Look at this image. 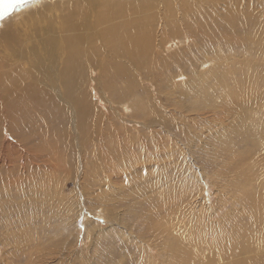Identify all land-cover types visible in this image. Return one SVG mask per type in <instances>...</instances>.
I'll use <instances>...</instances> for the list:
<instances>
[{
	"label": "rangeland",
	"instance_id": "rangeland-1",
	"mask_svg": "<svg viewBox=\"0 0 264 264\" xmlns=\"http://www.w3.org/2000/svg\"><path fill=\"white\" fill-rule=\"evenodd\" d=\"M65 1L41 2L48 12L38 24L30 12L14 16L16 41L43 45L48 20L56 29L74 22ZM101 1L86 2L81 21L107 10ZM185 36H165L172 47L156 50L184 58L180 66L94 74L78 104L55 108L33 140L0 141V264H253V247L264 260V55L241 63L250 91L215 94L217 103L194 111L217 69L199 66L213 49Z\"/></svg>",
	"mask_w": 264,
	"mask_h": 264
},
{
	"label": "bare ground",
	"instance_id": "bare-ground-1",
	"mask_svg": "<svg viewBox=\"0 0 264 264\" xmlns=\"http://www.w3.org/2000/svg\"><path fill=\"white\" fill-rule=\"evenodd\" d=\"M43 1L28 4L19 13H12L0 21V45L4 46V50H0L3 53L0 56L1 147L5 142L7 146H20L37 135L38 126L49 127L52 111L62 107L66 100L77 101L79 86L94 74L111 73L120 78V74L145 75L172 65L180 66L184 58L177 59L171 54L173 61H170L157 54L156 50L163 44L167 51L172 47L165 43V36L176 39V36L186 34V39L188 36L196 38L199 46L211 48L215 54L199 64L205 65L204 70L214 66L217 81L205 85L199 102L189 105L194 111L211 102L217 103L215 94L221 93L225 99L250 91L255 80L252 71L243 69L241 63L264 55V0H102L100 3L109 2L106 4L109 7L91 11L92 22L81 21L78 16L90 0L65 1L62 5L76 14L74 22L63 21V27L56 29L48 20V25H42L48 33L43 45H37V41L29 36L18 43L15 37L18 34L10 27L20 21L17 17L22 13L35 14L33 23L38 24L48 12L40 7ZM15 30L25 32L16 26ZM177 42L181 44L182 40L177 39ZM41 51L46 53L45 59H35ZM33 60L36 62L30 68L25 66ZM187 64L194 82H199L204 72H197V66H191L192 61ZM126 106L122 108L126 109ZM79 108L83 106L79 105ZM203 109L207 110V107ZM260 124L264 131V124ZM5 129L16 143L10 145L4 141ZM247 166L251 167L250 163ZM252 249L253 264H264V260L259 259L258 249Z\"/></svg>",
	"mask_w": 264,
	"mask_h": 264
},
{
	"label": "snow or ice",
	"instance_id": "snow-or-ice-1",
	"mask_svg": "<svg viewBox=\"0 0 264 264\" xmlns=\"http://www.w3.org/2000/svg\"><path fill=\"white\" fill-rule=\"evenodd\" d=\"M28 2L29 0H0V18L7 17L12 11Z\"/></svg>",
	"mask_w": 264,
	"mask_h": 264
},
{
	"label": "water",
	"instance_id": "water-1",
	"mask_svg": "<svg viewBox=\"0 0 264 264\" xmlns=\"http://www.w3.org/2000/svg\"><path fill=\"white\" fill-rule=\"evenodd\" d=\"M38 0H29V2L26 4V5H23L21 7H19L18 9L12 11L10 14L12 13H19V11H21L22 9L26 8L28 6V4H35ZM9 14V15H10ZM3 18H0V21L2 20Z\"/></svg>",
	"mask_w": 264,
	"mask_h": 264
}]
</instances>
